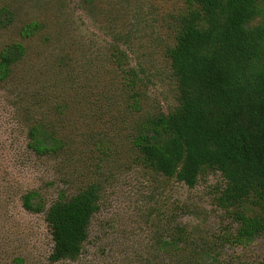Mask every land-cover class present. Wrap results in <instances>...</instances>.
I'll return each instance as SVG.
<instances>
[{
    "label": "rangeland",
    "instance_id": "374dc122",
    "mask_svg": "<svg viewBox=\"0 0 264 264\" xmlns=\"http://www.w3.org/2000/svg\"><path fill=\"white\" fill-rule=\"evenodd\" d=\"M6 6L15 23L0 31V48L22 41L32 21L44 29L23 41L26 59L0 85V264H52L51 230L44 214L24 209L27 193L50 206L92 184L101 208L89 240L79 260L58 264H177L169 243L180 226L208 249V264L264 262V235L245 247L226 241L237 225L219 206V173L188 188L147 169L132 144L142 118L177 105L166 53L182 0H0ZM36 125L55 131L61 152L29 147Z\"/></svg>",
    "mask_w": 264,
    "mask_h": 264
},
{
    "label": "trees",
    "instance_id": "16d2710c",
    "mask_svg": "<svg viewBox=\"0 0 264 264\" xmlns=\"http://www.w3.org/2000/svg\"><path fill=\"white\" fill-rule=\"evenodd\" d=\"M182 1L185 8L166 53L177 105L142 118L132 144L147 169L188 188L209 172L219 173L224 181L219 206L237 225L226 241L245 247L264 235V0ZM14 23V12L2 7L0 31ZM43 29L32 21L20 29L22 41L0 48V85L26 59L24 42ZM130 77L135 90L139 75L133 70ZM132 98L137 107L138 94ZM64 145L46 125L29 132V147L38 156H55ZM22 201L27 212L45 215L54 243L50 262L79 260L101 208V187L92 184L71 197L62 195L50 206L37 191ZM177 235L169 243L177 264L209 263L208 249L194 247L183 226Z\"/></svg>",
    "mask_w": 264,
    "mask_h": 264
}]
</instances>
